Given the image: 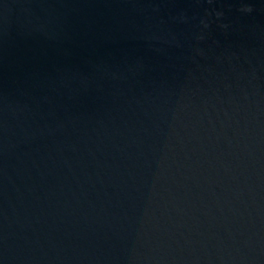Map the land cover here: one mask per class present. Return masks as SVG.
<instances>
[{"label":"water","instance_id":"obj_1","mask_svg":"<svg viewBox=\"0 0 264 264\" xmlns=\"http://www.w3.org/2000/svg\"><path fill=\"white\" fill-rule=\"evenodd\" d=\"M0 264H264V0H0Z\"/></svg>","mask_w":264,"mask_h":264}]
</instances>
